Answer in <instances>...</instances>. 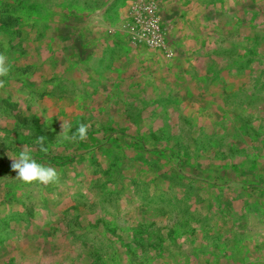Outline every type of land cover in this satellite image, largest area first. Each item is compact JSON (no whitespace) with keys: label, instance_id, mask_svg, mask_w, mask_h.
<instances>
[{"label":"rangeland","instance_id":"1","mask_svg":"<svg viewBox=\"0 0 264 264\" xmlns=\"http://www.w3.org/2000/svg\"><path fill=\"white\" fill-rule=\"evenodd\" d=\"M48 10L128 31H45ZM126 33L152 62L102 82L132 63L115 60ZM97 44L94 64L72 53ZM0 52V264H264V0H0ZM62 118L87 140L63 142ZM25 144L58 182L15 179Z\"/></svg>","mask_w":264,"mask_h":264},{"label":"clouds","instance_id":"2","mask_svg":"<svg viewBox=\"0 0 264 264\" xmlns=\"http://www.w3.org/2000/svg\"><path fill=\"white\" fill-rule=\"evenodd\" d=\"M7 48V43L3 45ZM12 73V66L8 56L0 52V88L5 87L7 79ZM78 103L82 104L83 98L79 95L76 97ZM73 125L69 120L62 118L61 133L58 136L63 142L78 143L87 140L89 125L79 123L76 130H72ZM45 136L40 135L36 138L35 143L39 146V151L48 153L49 149L45 146ZM32 150L28 145H24L18 154L9 152V159L12 161L11 168L17 173L15 179L24 184H39L47 186L59 181V174L54 167L46 166L37 162L31 154Z\"/></svg>","mask_w":264,"mask_h":264},{"label":"crops","instance_id":"3","mask_svg":"<svg viewBox=\"0 0 264 264\" xmlns=\"http://www.w3.org/2000/svg\"><path fill=\"white\" fill-rule=\"evenodd\" d=\"M45 19H50L52 21H49L47 22V29L45 31H63L62 29V26H64L66 28V31H128V29L126 28V17L124 16H116L113 18L114 20V23H115V26L116 29H114L113 27H108L107 26V22H111V19L107 22H103V25H98L96 28H87V29H84V28H81L79 27L78 25H74V24H69V23H63V25H59L57 23H55V21L57 20L56 17L54 16V12H51V11H47L46 12V15L44 17ZM124 40L126 41L125 44H121V45H116L117 47H115L116 51L118 53H120V57H117V61H126V62H132L131 64L128 63V67L129 69L127 71H124V72H118L116 67L113 66L112 69L110 71H108V69H105V71L103 73H100V72H96L95 73V76H100L102 77L101 78V81L102 82H105L106 79L105 77L109 74V75H112V77H114V79L112 81H109L108 83L110 84H114V81H115V78L120 76V75H123V76H131L132 78H137L139 75H140V72L137 73L135 70V62L136 61H141V60H144V61H149V62H152V59L149 57L148 53H146L145 50H141L139 51V49H137V47H135L134 45H131V43L129 42V35L126 33L125 37L123 36ZM99 45H94V46H76L75 45V49L74 51L72 50V53H78L81 55V51H86L90 57V62L91 63H95L97 60H99L101 57L99 55V52H100V49H99ZM88 57V56H87ZM114 62V61H113ZM110 72V73H108ZM114 89V87L112 88ZM104 94V92L101 93V95ZM122 97V94L120 96H118V98H121ZM105 99H106V96H105ZM122 105L120 104L119 106H117V108L115 109V113L117 114H123V109L121 108Z\"/></svg>","mask_w":264,"mask_h":264},{"label":"built area","instance_id":"4","mask_svg":"<svg viewBox=\"0 0 264 264\" xmlns=\"http://www.w3.org/2000/svg\"><path fill=\"white\" fill-rule=\"evenodd\" d=\"M132 12L140 24L141 31H146L151 41L159 43L162 39V28L154 13V5L146 1H138L133 5Z\"/></svg>","mask_w":264,"mask_h":264}]
</instances>
